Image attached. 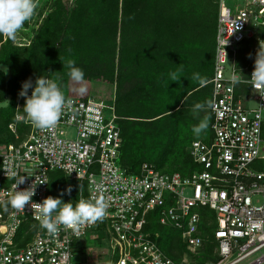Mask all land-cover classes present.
Masks as SVG:
<instances>
[{
    "label": "built area",
    "instance_id": "1",
    "mask_svg": "<svg viewBox=\"0 0 264 264\" xmlns=\"http://www.w3.org/2000/svg\"><path fill=\"white\" fill-rule=\"evenodd\" d=\"M51 1L0 0V47L8 38L28 46ZM214 42L211 138L190 143L199 170L185 177L150 163L124 169L111 103L61 98L48 83L18 96L8 130L15 140L16 123L29 132L0 143V264H264V67L239 63L244 54L264 61V0H218ZM53 172L78 185L71 211L46 206ZM149 215L179 234L180 260L145 230ZM207 243L214 260L198 263Z\"/></svg>",
    "mask_w": 264,
    "mask_h": 264
},
{
    "label": "trees",
    "instance_id": "2",
    "mask_svg": "<svg viewBox=\"0 0 264 264\" xmlns=\"http://www.w3.org/2000/svg\"><path fill=\"white\" fill-rule=\"evenodd\" d=\"M66 8L61 0L44 4L40 14L45 16L28 46H14L8 38L0 47V104L7 101L0 106V143H18L29 132L16 123L15 140L8 130L17 98L39 94L48 83L61 98L106 96L121 132L118 163L128 172L137 173L142 163L184 177L199 170L188 148L192 141L211 138L206 83L212 75L218 0H75L71 10ZM248 62L264 67L257 55L239 60ZM79 81L100 84L91 94L72 86ZM199 108L206 109L205 118L198 116ZM77 190L75 181L51 173L47 208L73 210ZM147 219L145 230L161 251L180 260L185 250L179 234L159 226L154 215ZM211 248L203 247L198 263L214 260Z\"/></svg>",
    "mask_w": 264,
    "mask_h": 264
},
{
    "label": "rangeland",
    "instance_id": "3",
    "mask_svg": "<svg viewBox=\"0 0 264 264\" xmlns=\"http://www.w3.org/2000/svg\"><path fill=\"white\" fill-rule=\"evenodd\" d=\"M247 1H249V0H225V3H226V5L228 6V7H231V8H233L234 6H239V7H242L244 4H245V2H247ZM67 10H71V8H66ZM31 34V32L30 31H27L26 33H22V35H30ZM70 80V79H69ZM71 81H75V80H71ZM98 84H100V83H96V82H91V83H86V82H84V81H79V82H77V85H73L72 84V86L73 87H75V86H79L81 89H85V90H90V93L91 94H95V92H96V86L98 85ZM102 87V86H101ZM95 96H98L97 98H95V99H98V100H102L106 105H109L110 104V102H108L109 100L106 98V96L103 94V93H100V92H98ZM67 97H74L73 95H67ZM7 102V101H6ZM6 102L5 103H2V104H0V106H4L5 104H6ZM199 110V113H198V116L200 117V118H205L206 117V109L205 108H199L198 109ZM57 176V175H56ZM65 183V185L66 186H70L71 185V182H68V181H66V182H64ZM169 232L166 230V232H165V234H168ZM89 237H90V235L88 234V237H86V239H87V242L88 243H91L92 244V246L93 247H95L96 249H103V250H108V244L107 243H105V242H103L100 246L99 245H95L94 243H92V241L89 239ZM98 247H100V248H98ZM101 251V250H100ZM261 253L262 254H264V250H262L261 251ZM259 255V254H258ZM74 260L75 261H83L84 260V257H82V256H80V255H76L75 256V258H74ZM99 264H107V257H105V258H101V260H100V263Z\"/></svg>",
    "mask_w": 264,
    "mask_h": 264
}]
</instances>
